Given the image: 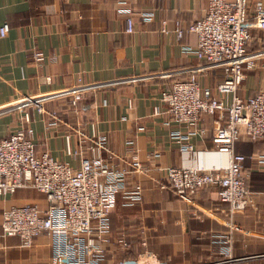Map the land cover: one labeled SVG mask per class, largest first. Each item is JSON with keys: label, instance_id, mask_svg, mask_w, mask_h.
Returning a JSON list of instances; mask_svg holds the SVG:
<instances>
[{"label": "crops", "instance_id": "1", "mask_svg": "<svg viewBox=\"0 0 264 264\" xmlns=\"http://www.w3.org/2000/svg\"><path fill=\"white\" fill-rule=\"evenodd\" d=\"M264 2V0H262ZM210 0H0V27L9 24L0 37V107L21 95H40L87 85L77 104L63 96L45 103L53 119L35 107L25 113L0 115V138L30 128L39 153L48 152L73 168L82 157L103 158L109 153L89 148L91 138L105 136L117 155L111 161L122 168L137 155L148 173L130 172L128 189L139 184L143 200L128 205L124 195L110 216L112 244L101 264H117L136 257L143 249L168 264H203L220 257L230 246L240 264H264V167L251 155L264 153V138L253 141L244 131L236 142L237 153L247 156L245 174L252 192V205L230 216L229 207L218 197V188L208 186L191 194L190 201L178 197L160 182L166 181L160 167H219L227 156L212 142L215 119L203 114L191 136L192 150H181L171 138L179 125L165 112L162 93L172 82L187 77L181 72L196 67L199 59L184 48L194 49L197 38L185 33L178 39L175 21L184 28L204 17ZM133 11L134 31L126 32L121 8ZM154 13L151 20L144 14ZM253 22V10L251 9ZM167 21L164 32L163 22ZM248 51L264 49V29L251 26ZM36 52L43 60L37 62ZM236 94L246 99L264 92V56L254 67H245ZM225 80L222 69L200 74L203 91L216 96ZM232 94L226 96L230 105ZM158 110V114H156ZM186 131V128H182ZM198 129V130H199ZM79 154H75L80 150ZM36 205L48 209L46 196L23 188L0 194V234L3 212L13 206ZM232 221L237 228L232 230ZM230 240V242H227ZM123 241V242H121ZM125 243L126 246L123 245ZM0 264H52L48 237H37L30 247L19 237L0 236Z\"/></svg>", "mask_w": 264, "mask_h": 264}, {"label": "built area", "instance_id": "2", "mask_svg": "<svg viewBox=\"0 0 264 264\" xmlns=\"http://www.w3.org/2000/svg\"><path fill=\"white\" fill-rule=\"evenodd\" d=\"M251 9L253 10V22ZM119 12L126 16V32L134 31L133 11L129 7ZM154 13L144 14L149 21ZM163 22L162 31L169 32ZM264 29V2L262 0H210L206 15L184 28L175 21V33L182 39L185 33L197 38L194 49L184 48L193 53L200 64L181 73L184 79L172 82L162 93L165 112L179 125L172 131V139L181 150H192L191 136L200 129L198 123L203 114L214 117L215 128L212 142L227 156L225 165L206 167H160L166 181L160 186L169 189L183 200L190 201L191 194L199 189L216 186L218 197L229 207L230 216L242 212L252 205V192L247 184L245 162L247 156L237 153L236 142L242 131L253 141L264 138V92L246 99L236 92L243 78V70L254 67L264 56V49L248 51L252 39L250 28ZM9 24L0 27V37L8 35ZM37 62L43 60L41 52H36ZM210 69H222L225 80L216 87V96L210 90L203 91L199 77ZM87 85H78L57 93L21 95L13 102L0 107V115L14 111L25 113L31 107L49 115L55 125L61 119L47 111V101L63 96L74 97L77 104ZM232 94L230 105L226 96ZM156 110V114H158ZM182 128H186L183 131ZM199 129V130H198ZM89 140V148H101L109 153L108 161L101 158L82 157L78 168L55 159L48 152L36 153L33 131L22 128L9 136L0 138V194H8L18 189L32 188L44 194L49 207L43 213L34 204L13 206L3 212L1 234L3 238L19 237L26 247H30L41 235L48 237L52 248V264H101L112 244L110 216L117 206L118 196L124 195L128 205L135 206L143 200L142 186L137 184L128 189L127 177L130 172L148 171L143 169L139 158L134 155L130 168H122L111 161L117 155L107 146V138ZM80 150L75 152L79 154ZM259 166L264 167V153L251 155ZM234 230L237 226L229 221ZM123 242V241H121ZM230 242V240H227ZM124 246L125 243H123ZM241 259L232 255L230 246L220 251V257L203 264H240ZM117 264H168L153 252L143 249L136 257L122 259Z\"/></svg>", "mask_w": 264, "mask_h": 264}, {"label": "trees", "instance_id": "3", "mask_svg": "<svg viewBox=\"0 0 264 264\" xmlns=\"http://www.w3.org/2000/svg\"><path fill=\"white\" fill-rule=\"evenodd\" d=\"M262 139H263V138H262ZM258 140H261V139H258ZM258 140H255V141H258ZM36 153H37V154L39 153L37 148H36ZM127 258H129V257H127Z\"/></svg>", "mask_w": 264, "mask_h": 264}]
</instances>
